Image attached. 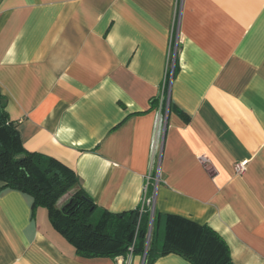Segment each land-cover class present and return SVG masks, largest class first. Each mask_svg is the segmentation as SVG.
<instances>
[{
  "label": "crops",
  "instance_id": "1",
  "mask_svg": "<svg viewBox=\"0 0 264 264\" xmlns=\"http://www.w3.org/2000/svg\"><path fill=\"white\" fill-rule=\"evenodd\" d=\"M0 90L24 148L73 167L100 208L154 196L264 264V0H0ZM144 257L80 256L47 208L0 192V264Z\"/></svg>",
  "mask_w": 264,
  "mask_h": 264
},
{
  "label": "trees",
  "instance_id": "2",
  "mask_svg": "<svg viewBox=\"0 0 264 264\" xmlns=\"http://www.w3.org/2000/svg\"><path fill=\"white\" fill-rule=\"evenodd\" d=\"M0 183V192L13 189L28 195L33 212L47 208L53 227L80 256L144 255L145 264H154L159 257L175 253L192 264H235L228 243L209 224L157 210L152 216L148 206L117 213L97 206L80 186L73 167L24 148L1 90Z\"/></svg>",
  "mask_w": 264,
  "mask_h": 264
},
{
  "label": "built area",
  "instance_id": "3",
  "mask_svg": "<svg viewBox=\"0 0 264 264\" xmlns=\"http://www.w3.org/2000/svg\"><path fill=\"white\" fill-rule=\"evenodd\" d=\"M165 123H166V117L163 119V127L165 128ZM200 159L202 162L205 164V166H210L211 162L205 157V156H200ZM247 169V162H239L236 163L234 166L235 173L240 175L245 173ZM154 205H155V197L154 196H147L145 194L144 200H143V208L148 206L151 208V214H154Z\"/></svg>",
  "mask_w": 264,
  "mask_h": 264
},
{
  "label": "rangeland",
  "instance_id": "4",
  "mask_svg": "<svg viewBox=\"0 0 264 264\" xmlns=\"http://www.w3.org/2000/svg\"><path fill=\"white\" fill-rule=\"evenodd\" d=\"M70 196H71V193L67 194V195L63 198L62 203L65 202L66 200H68ZM145 260H146V258H145Z\"/></svg>",
  "mask_w": 264,
  "mask_h": 264
},
{
  "label": "water",
  "instance_id": "5",
  "mask_svg": "<svg viewBox=\"0 0 264 264\" xmlns=\"http://www.w3.org/2000/svg\"><path fill=\"white\" fill-rule=\"evenodd\" d=\"M145 258V257H144Z\"/></svg>",
  "mask_w": 264,
  "mask_h": 264
}]
</instances>
